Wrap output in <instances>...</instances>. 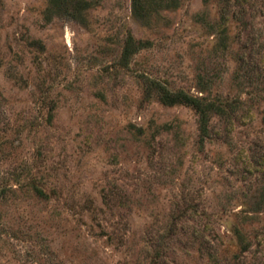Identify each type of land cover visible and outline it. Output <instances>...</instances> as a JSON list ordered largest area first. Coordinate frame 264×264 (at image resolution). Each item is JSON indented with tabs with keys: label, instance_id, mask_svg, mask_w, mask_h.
<instances>
[{
	"label": "rangeland",
	"instance_id": "1",
	"mask_svg": "<svg viewBox=\"0 0 264 264\" xmlns=\"http://www.w3.org/2000/svg\"><path fill=\"white\" fill-rule=\"evenodd\" d=\"M0 264H264V0H0Z\"/></svg>",
	"mask_w": 264,
	"mask_h": 264
},
{
	"label": "trees",
	"instance_id": "2",
	"mask_svg": "<svg viewBox=\"0 0 264 264\" xmlns=\"http://www.w3.org/2000/svg\"><path fill=\"white\" fill-rule=\"evenodd\" d=\"M136 3V1H135ZM150 89L154 90L159 95V100L167 105L173 106L176 104L185 105L188 107H192L199 115L200 118V131L203 133L205 130V125L207 122V112L209 111V107L212 105L210 103L202 102L201 100H197L192 97H188L187 95L177 92L172 93L168 91L165 87L161 86L159 83L154 81H149Z\"/></svg>",
	"mask_w": 264,
	"mask_h": 264
}]
</instances>
